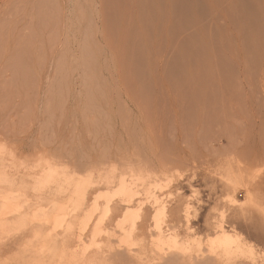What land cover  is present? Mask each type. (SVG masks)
Wrapping results in <instances>:
<instances>
[{
    "label": "rangeland",
    "instance_id": "obj_1",
    "mask_svg": "<svg viewBox=\"0 0 264 264\" xmlns=\"http://www.w3.org/2000/svg\"><path fill=\"white\" fill-rule=\"evenodd\" d=\"M181 1L0 0V264H219L218 222L264 264V0Z\"/></svg>",
    "mask_w": 264,
    "mask_h": 264
},
{
    "label": "bare ground",
    "instance_id": "obj_2",
    "mask_svg": "<svg viewBox=\"0 0 264 264\" xmlns=\"http://www.w3.org/2000/svg\"><path fill=\"white\" fill-rule=\"evenodd\" d=\"M181 1V0H180ZM203 1V0H202ZM204 2H206V1H204ZM181 4H182V7L180 6V4H179V8L181 7L182 8V11L185 13V15L187 16L186 18H188V20H189V17H190V15L192 16V15H194V13L195 12H197L196 13V15H198V18L196 17V18H194V20L192 19V17H191V23L193 24V22L197 25L198 24V22L200 21L201 22V20H199V17H200V15H199V12L200 11H202V10H200V7H201V5L202 6H204L202 3H201V0H182L181 1ZM199 5H200V7H199ZM201 9H202V7H201ZM204 9V8H203ZM217 15V14H216ZM247 16V15H246ZM245 16V18H247ZM195 17V16H194ZM184 18H185V16H184ZM202 19V18H201ZM231 19V18H230ZM192 20H193V22H192ZM242 20V19H241ZM231 21H232V19H231ZM199 22V24H201ZM188 23H190V21L188 22ZM228 23V22H227ZM185 25V24H184ZM190 25V24H189ZM188 25V26H189ZM186 26V25H185ZM191 26V25H190ZM198 26V25H197ZM197 26H195L194 25V29L196 30V28H197ZM199 26H201V25H199ZM198 26V27H199ZM196 27V28H195ZM201 28V27H200ZM189 29H190V27H189ZM194 29H192V30H194ZM199 29V28H198ZM202 29H203V25H202ZM188 30V29H187ZM191 30V29H190ZM199 30H201V29H199ZM189 31V30H188ZM197 31V30H196ZM195 31V32H196ZM203 31V30H202ZM191 31H189V33H190ZM195 32H193V34L195 33ZM200 32V31H199ZM198 32V35L200 34ZM191 34V33H190ZM190 34H189V36H190ZM191 36H192V34H191ZM190 36V37H191ZM200 36V35H199ZM196 37V36H195ZM186 38H187V36H186ZM190 39V38H189ZM197 39V38H196ZM198 40V39H197ZM187 41H188V39H187ZM199 41V40H198ZM191 42V41H190ZM213 42V41H212ZM188 43H189V41H188ZM214 44V43H213ZM196 45H200L199 43H196ZM215 46V45H214ZM188 47V46H187ZM191 47H192V44H191ZM200 47H201V45H200ZM218 47V46H217ZM196 48H198V46H196L195 47V49ZM213 48V47H212ZM216 48V47H215ZM186 50V49H185ZM189 50H190V48H189ZM191 50H193V49H191ZM202 50V49H201ZM203 50H205V49H203ZM202 50V51H203ZM214 50V49H213ZM216 50V49H215ZM214 50V51H215ZM196 51V50H195ZM205 51H207V50H205ZM217 51V50H216ZM220 51V50H219ZM189 51H187L186 53L187 54H191L192 52H189ZM197 52V51H196ZM205 53V52H204ZM214 53V52H213ZM212 53V54H213ZM216 54L218 53V52H215ZM193 54V53H192ZM205 55H207V54H205ZM210 55V54H209ZM213 55H215V54H213ZM222 55H224V54H221V56ZM187 56V55H186ZM191 56V55H190ZM194 56V55H193ZM193 56H191V57H193ZM196 56V55H195ZM208 56V55H207ZM185 57V56H184ZM188 57V56H187ZM202 57H204V56H202ZM216 57V56H215ZM224 57V56H223ZM222 57V58H223ZM188 58H190V57H188ZM209 58V57H208ZM218 58V57H217ZM206 59V58H205ZM196 60V59H195ZM202 60H203V58H202ZM202 60H199V61H202ZM215 60V59H214ZM189 62H190V59L188 60ZM191 61H193V60H191ZM198 60H196V62H197ZM198 61V62H199ZM187 60L185 61V65H186V67L188 66L187 65ZM193 62H195V61H193ZM196 63L197 65H199V63ZM200 64H202V63H200ZM186 69V68H185ZM188 69V68H187ZM186 69V70H187ZM197 73V72H196ZM199 73H200V71H199ZM194 74V73H193ZM197 75L199 76V74L197 73ZM201 75V74H200ZM188 76V75H187ZM191 76V75H190ZM193 76V75H192ZM195 76V78H192L191 80L193 81L192 82V85H193V87H198V88H204L203 87V84L204 83H202L201 81H202V79H201V76H196V75H194ZM193 76V77H194ZM205 76V75H204ZM218 77V75H215V77ZM216 77V78H217ZM191 78V77H190ZM202 78H204L203 76H202ZM206 78V77H205ZM220 78V77H219ZM222 78V77H221ZM208 79H210V76H209V78ZM215 79V78H214ZM199 80H201L200 81V84H202L201 86L200 85H198L199 84ZM206 79H204V81H205ZM211 80V79H210ZM219 80H221V79H218V82H220ZM223 80H225V79H223ZM189 81V80H188ZM222 81V80H221ZM207 82H209V80L207 81ZM212 82H213V77H212ZM224 82V81H223ZM215 83V82H214ZM213 83V84H214ZM225 83V82H224ZM216 84V83H215ZM219 84V83H218ZM210 85V84H209ZM220 85V84H219ZM200 86V87H199ZM205 86V85H204ZM217 86V85H216ZM209 87V86H208ZM211 87H212V85H211ZM218 87V86H217ZM189 88H191V87H189ZM197 88V89H198ZM200 88V89H201ZM207 88V87H206ZM216 88V87H215ZM210 89V88H209ZM212 89H214V87L212 88ZM196 116H197V114H196ZM250 151V150H249ZM253 151V150H252ZM258 152V153H257ZM253 152H251V154H252ZM261 154L262 152L261 151H257L256 150V153H253V154ZM253 154H252V156H253ZM249 155H250V153H249ZM257 156V155H256ZM255 156V157H256ZM262 156V155H261ZM157 176H158V174L156 173V172H154V170L152 171H149L148 173H147V177H146V180L147 181H152V180H154L155 178H157ZM152 184V183H151ZM125 184H121L120 185V189H118V191L116 192L117 194V196L119 197V199L121 200V203L122 204H120V205H122L121 207H128L129 205H131L132 203H133V201H134V198H135V195H134V197H133V194L130 192V190L129 189H127L128 187H129V185L127 186V187H125L124 186ZM130 189H131V187H129ZM132 190V189H131ZM156 197H158V196H154V198L153 199H155ZM109 199H111V198H109ZM109 199H107L109 202H110V200ZM165 199H166V197H165ZM163 200V199H162ZM108 201H105L106 202V204H105V206H103V208L105 207L106 208V211H109L110 210V208H109V206L107 205V202ZM138 201V200H137ZM155 201V200H154ZM161 202H163V201H161ZM160 202V203H161ZM167 202V201H166ZM154 203H156L158 206H157V208H156V215L157 216H155L156 218V231L158 232V234L156 235V237L157 238H155L154 239V241H156V242H154V243H156V245L158 246V241H159V243L161 244H163L162 246H164V245H167L168 246V248H170L172 245L173 246H176V243H177V241H176V236H177V233L175 232V229H177L176 228V226L175 225H173L172 227H168L170 230H172L171 232H169L170 234L168 235V236H163L164 235V233H162L163 235H161V233H160V229H161V226H160V221H161V219H163V217L165 216V215H167L166 214V212H167V206H166V204L165 203H163V205H159V202L156 200ZM139 204V203H138ZM137 204V205H138ZM141 204V203H140ZM165 204V205H164ZM168 205V204H167ZM156 206V205H155ZM118 207H119V205H118ZM138 207V206H137ZM137 207H135V208H137ZM152 207H154V206H152ZM134 209V208H133ZM101 210V209H100ZM128 209H125V211H127ZM104 212H106L105 210H103ZM110 213V212H109ZM140 213H141V215H142V211H141V209L140 208H138L137 210H135V212H128V214L127 213H125V214H127V215H123V217L124 216H126L124 219H123V217H122V222H121V220L119 221V219H118V221H119V226H120V228H121V233H122V241H124V243L123 244H126V245H128V246H132V245H134V246H136V244H137V242L135 241V237L137 236L136 234H135V229H136V224L138 223H136V219L140 216ZM103 214V213H102ZM237 214V213H236ZM109 215V214H108ZM235 215V214H234ZM100 216V215H99ZM98 216V217H99ZM98 217H97V220H98ZM108 217V216H107ZM167 217V216H166ZM153 219V221H155V219H154V217L152 218ZM100 220V219H99ZM166 220V219H165ZM168 220V219H167ZM226 220V219H225ZM107 221V220H106ZM190 221H191V219H189V218H187V217H185L184 218V222H185V229H189V227L188 226H190L189 224H190ZM222 221V220H221ZM96 222V221H95ZM152 222V221H151ZM225 222V221H224ZM223 222V223H224ZM155 223V222H154ZM164 222H162V224H163ZM219 224H218V226H217V233H216V237L214 238V239H211V240H209V251L212 253H214L215 254V256H213V257H211L209 254H207V256H210V257H208L209 259H211V258H213V260H215L217 263H219V264H236L237 262H242L241 264H246V262H248L249 264H257L258 262H257V260H258V258L260 257V259H261V254H259V252H254V251H249V253H247V251L245 250V248L246 247H249L248 246V242H247V240H246V238L245 237H241L239 234H237V233H233V232H230V231H228V230H226L225 228H224V226L222 225V224H220L221 222H218ZM100 224H102L103 225V223H99V225ZM121 224V225H120ZM170 224V223H169ZM181 224V223H180ZM99 225H97V226H99ZM155 225V224H154ZM168 225V224H167ZM226 225V224H225ZM234 225V224H233ZM96 226V225H95ZM101 226V225H100ZM99 226V227H100ZM102 228V227H101ZM99 229L98 227H93V229H94V231L95 232H101V231H99V230H102L103 231V229ZM153 228H155V227H153ZM152 227H151V229H153ZM235 228V227H234ZM149 229H150V227H149ZM150 229V230H151ZM163 229V228H162ZM167 229V228H166ZM169 229H167V230H169ZM181 229V228H180ZM183 229V228H182ZM149 230V231H150ZM154 230V229H153ZM214 230V229H213ZM232 230H234V229H232ZM152 231V230H151ZM162 231H164V230H162ZM161 231V232H162ZM177 231H178V229H177ZM236 231V230H235ZM71 232L72 231H64L63 232V236H62V239H63V242H70V239L72 238V236H71ZM238 232V231H237ZM152 234H153V232H151ZM154 233H155V231H154ZM168 233V232H167ZM245 238V239H244ZM153 241V240H152ZM159 244V248L158 247H156V249H158V251H159V249L161 250V245ZM155 244H154V246H156ZM126 248H129V247H127L126 246ZM130 249V248H129ZM129 249H127V251L129 250ZM132 251H133V249H131ZM135 250V249H134ZM130 251V250H129ZM180 251V250H179ZM102 252H103V249H97V250H94V251H91V252H89V255H88V253L87 254H84V256H83V263L84 262H86V263H93V261H94V259H96V258H99L100 256H101V254H102ZM111 251H109V253H110ZM114 252V251H113ZM171 252H172V250H171ZM171 252H169V253H171ZM176 252V254L175 255H177L178 254V256H179V254H181L182 252H185V251H183V250H181L180 252L181 253H178L177 251H175ZM261 252H262V250H261ZM108 253V254H109ZM117 254H118V252H117ZM127 254H129V253H127ZM126 254V255H127ZM161 254V253H160ZM172 255H174L173 253H171ZM183 254V253H182ZM180 255L181 256V258H179V259H177L176 258V256L174 257V256H172L173 257V259L174 258H176V260L177 261H179L180 259L182 260V259H184V258H182V256L183 255ZM119 255V254H118ZM122 255V254H121ZM121 255H119V257L121 256ZM124 255V254H123ZM130 255L133 257V255H132V252L130 253ZM137 255V254H136ZM162 255V254H161ZM200 255H202V254H200ZM205 255V254H204ZM116 256V255H115ZM185 256V255H184ZM189 256V255H188ZM109 257H112V256H110L109 255ZM118 257V258H119ZM140 257V256H139ZM159 257V256H158ZM195 257V256H194ZM193 257V258H194ZM114 258H116V257H113V260H116V259H114ZM123 257L121 256V259H122ZM126 258H128L127 256H126ZM164 259H166L165 257H163ZM171 258V257H170ZM170 258H168V259H170ZM200 259L201 258H205V257H203V256H200L199 257ZM108 259V258H107ZM111 259V258H110ZM133 259V258H132ZM138 259V258H137ZM188 259H190V258H188ZM187 259V260H188ZM195 259V258H194ZM194 259H193V261H194ZM198 259V258H197ZM207 259V258H206ZM264 259V258H263ZM118 260H120V259H118ZM124 260H127V259H125V257H124ZM129 260H130V258H129ZM167 260V259H166ZM172 260V259H171ZM171 260H169L171 263H172V261ZM186 260V259H185ZM184 260V261H185ZM202 261L204 260V259H201ZM112 261V260H111ZM128 261V260H127ZM162 261V260H161ZM168 261V260H167ZM174 261H175V259H174ZM184 261H182L183 262V264H185L184 263ZM190 261V260H189ZM189 261H188V264H190L189 263ZM260 261H262V260H260ZM112 262H115V261H112ZM125 262V261H124ZM133 262V261H132ZM195 262H196V260H195ZM200 262V261H199ZM123 263V262H122ZM121 263V264H122ZM130 262L128 261V264H129ZM147 263V262H146ZM161 263H163V262H161ZM194 263V262H193ZM197 263H198V261H197ZM203 263V262H202ZM202 263H200V264H202ZM118 264H120V262L118 263ZM127 264V263H126ZM132 264V263H131ZM134 264V263H133ZM156 264V263H155ZM158 264V263H157ZM160 264V263H159ZM165 264V263H164ZM174 264V263H173ZM177 264H178V262H177ZM182 264V263H181ZM195 264V263H194ZM199 264V263H198ZM205 264V263H204ZM206 264H208V263H206ZM239 264V263H238Z\"/></svg>",
    "mask_w": 264,
    "mask_h": 264
}]
</instances>
